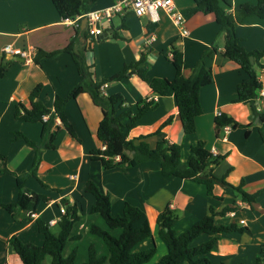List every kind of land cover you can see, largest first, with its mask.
I'll return each mask as SVG.
<instances>
[{"label":"crops","instance_id":"crops-1","mask_svg":"<svg viewBox=\"0 0 264 264\" xmlns=\"http://www.w3.org/2000/svg\"><path fill=\"white\" fill-rule=\"evenodd\" d=\"M114 1L96 0L90 10L108 7ZM173 1L181 11L193 5V0ZM228 1L232 8L242 2H256ZM114 18L118 23L114 22ZM102 26L103 33H107V36L89 42V38L84 34L87 29L82 19L79 22L76 19H62L51 0H0V64L7 67L5 75L0 78V167L3 166L4 156V165L9 170L0 171V243L4 252L0 264H21L7 241L13 234H17L23 242L42 244L43 235L38 232L34 219L39 216L47 222L53 219L57 221L62 214L60 208L63 205L60 204V198H66L69 204L75 203L79 210V199L86 197L83 194H90L84 191V184L88 179L109 193L112 215L120 214L124 201L127 200L140 205L144 210H155V219L167 204L174 210L182 208L191 215V219L187 218L190 222L197 220L195 210H204L203 216L207 214L210 203L220 209L225 204L235 202V215L231 216L228 212L225 217L230 219L223 221L222 218L225 217H222L218 220L239 222V219H243L242 225L247 229L243 233L233 232L219 236L208 257L215 263L252 262L260 255L264 246V142L258 131L263 121L252 112L254 105L257 111L264 113V68L256 67L263 88L257 91L258 97L255 101L233 102L237 95V84L246 79L247 75L238 65L222 55L224 35L213 14L200 11L186 18L185 27L189 32L186 37L179 35L178 29L165 14H161L160 20L153 23L146 17H137L131 12H126L112 16L109 21H102ZM115 33L117 37H114ZM235 34L247 51L261 50L264 47V18L246 17L242 23L235 24ZM151 35L154 40L146 44L145 39ZM73 38L78 48L91 46V50L85 53L86 62L93 66L97 80L108 78L124 65L135 62L142 52L146 53L149 63L148 77L172 79L175 69L169 59L171 43H175L182 50V73L188 76L203 50L215 45L217 51L204 58L205 65L211 69L213 81L199 90L202 111L195 119L196 130L193 133H184L173 94H153L148 83L135 75L107 82L102 86V91L105 95L120 93L127 104H134L142 98L157 100L158 107L142 117L138 125L130 130L129 137L154 132L164 120L172 116L171 123L164 126L158 135H150L144 138V141L151 147L161 138L178 143L180 161L185 163L190 146L198 140H204L213 154L225 155L214 168L217 176L231 169L226 176L228 182L237 185L243 180V190L250 194L258 193L252 206L233 195L231 189L216 186L214 193L223 197V200H217L207 195L205 185L201 183L177 177H164L160 174L158 163H141L135 167L101 170L100 163L90 160L88 156L90 149L101 146L96 138L101 111L93 104L88 93L84 92L69 99L65 104L66 118L79 141L71 137L56 118L55 125H60V128H56L54 136L56 147L39 148L41 160L37 176L53 190L41 186L31 175H27L25 180L26 188L44 193L50 200L40 203L29 222L21 223L12 218L1 204L16 201L18 189L15 174L28 170L35 153L34 148L23 138L13 139V131H20L30 140L39 143L42 129L41 122H24L15 118V104L22 103L29 107V95L37 85H41L38 98L50 109L56 94H67L70 87L78 81L70 54L61 52L52 58L41 59L40 63L33 62L32 56L38 48L47 51L62 48ZM7 45L14 50L29 52L30 55L23 57L19 54L4 53L3 47ZM259 62H264V55ZM217 112L247 126L231 127L228 132H224L215 125ZM88 141L91 143L86 145ZM110 174H117V177L112 178ZM31 178L38 183L36 187L33 186ZM72 194H75V197H72ZM54 206L56 210L51 209ZM197 206L200 208L197 209ZM13 212H19V207H15ZM80 219L75 224L79 223ZM53 225H56V222L50 226ZM82 226L84 225L80 223L79 228ZM208 238L209 236L205 235L204 240ZM149 239H153L152 235L138 243L133 250L147 248Z\"/></svg>","mask_w":264,"mask_h":264},{"label":"trees","instance_id":"trees-1","mask_svg":"<svg viewBox=\"0 0 264 264\" xmlns=\"http://www.w3.org/2000/svg\"><path fill=\"white\" fill-rule=\"evenodd\" d=\"M96 0H51L57 13L62 19H76L78 22L83 14L90 10L92 3ZM211 13L215 21L220 25V31L224 35L222 55L238 65L247 75L246 79L237 84V95L233 102L253 103L258 97L257 91L263 88V84L256 72V67L263 69L264 62L259 59L264 55V47L261 50L247 51L235 34V24L242 23L249 16L264 18V0L253 2H242L232 8L228 0H193L191 7L182 10L186 18L197 12ZM123 22V20H121ZM125 27L124 24H122ZM89 42L96 40L88 32H84ZM118 35L115 33L114 37ZM91 50L90 45L85 48L75 46L74 38L70 39L62 48L51 51L38 48L32 56V61L40 63L41 59H49L61 52L69 53L74 63L78 81L72 85L65 95L56 94L52 109L45 106L38 98L41 85H37L29 95L30 106L22 103L15 104L14 116L24 122H41V141L36 143L30 140L20 131H13V139L23 138L24 141L34 148V158L27 171L15 174L18 197L13 203H2L1 206L11 214L12 218L21 223L32 220V213L37 212L40 203H47L50 197L44 193L35 192L26 188L27 175L35 177L41 186L53 190L47 184L38 179L37 171L41 160L40 146L55 148L54 136L56 118L59 119L61 127L74 139L79 141L73 127L65 115V104L71 98L80 93H88L94 105L101 111V118L96 128V138L101 146L89 150L90 160L100 163L103 170L114 168L135 167L141 163H158L160 174L164 177H177L189 179L205 185L209 197L223 200L222 196L214 193L216 186L231 189L240 200L251 204L255 201L258 193H248L243 190V180L233 185L226 180L229 169L225 174L217 176L214 168L224 159V154H213L206 146L204 140H198L190 146V153L185 163L180 161V145L161 138L151 147L144 138L150 135H158L161 129L170 124L172 116L164 120L159 127L148 134L137 137H129V132L138 125L142 117L150 110L158 107L159 103L153 98H142L134 104H127L120 93L105 95L102 86L110 81H118L135 75L148 83L151 92L159 96L173 94L178 110L179 119L184 133L190 134L196 130V117L201 114L199 101V90L204 85L213 81L211 69L205 65L204 58L217 51V47L203 50L200 57L192 67L188 76L182 73L183 52L178 45L171 43L169 48V59L175 72L172 79L165 77H148L149 63L146 53L142 52L139 58L108 78L97 80L94 77L93 66L86 62V51ZM167 57V54H165ZM253 56L254 61H250ZM7 67L0 64V78L5 75ZM252 112L259 117L263 123L258 128L260 137L264 142V113L257 111L252 105ZM215 125L221 129L224 125L232 128L246 127L247 124L240 123L224 113L215 117ZM56 126V127H55ZM54 127V129H53ZM137 140V142H135ZM3 166L0 171L8 172L5 167V158L2 156ZM26 189V191H25ZM84 191L90 193L94 201L90 206V213L101 216L105 228L91 223L89 232L102 239L106 253H98V248L91 243L87 248L86 261L81 264H146L156 253V246L133 250L141 241L152 234L148 214L140 206L127 200L124 201L122 212L117 215L111 213V202L109 193L102 191L94 181L88 179L84 184ZM64 212L56 221L58 232L51 230L50 224L41 217H36L34 222L38 232L43 235L40 245L23 242L17 234L8 238L9 245L14 249L21 264H74L77 249L73 247L63 255V250L68 242L79 239L81 233L71 235L74 224L79 221L80 214L75 203L69 204L66 198L60 199ZM19 207V212L13 209ZM235 202L225 204L220 209L210 203L208 212L194 221L190 226L178 233L175 224L178 215L175 210L167 204L155 219L157 234L166 245V252L162 254L154 264H224L215 263L208 257V253L215 248L216 241L221 235L237 232L243 233L247 227L239 222L229 220L219 221L218 218L225 217L230 211H236ZM201 235L209 238L195 243ZM48 259V260H46ZM231 264H264V250L261 248L260 255L252 262H234Z\"/></svg>","mask_w":264,"mask_h":264},{"label":"rangeland","instance_id":"rangeland-1","mask_svg":"<svg viewBox=\"0 0 264 264\" xmlns=\"http://www.w3.org/2000/svg\"><path fill=\"white\" fill-rule=\"evenodd\" d=\"M178 8V7H177ZM179 9V8H178ZM114 22L118 23V20L116 18H114ZM89 143H91L90 141L87 142L86 145H88ZM87 166V164H85V167ZM101 170L102 168L99 167ZM112 178H116L117 174H110ZM97 177V175L95 176ZM33 186L36 187L37 186V182L31 178L30 179ZM102 191L106 192L105 190L101 189ZM231 194V193H230ZM232 194L234 195L235 192H232ZM231 194V195H232ZM85 198L83 199H79V214H80V222L75 224L73 226V229H72V232H71V235H75L77 234L76 232L79 231L81 233V236L79 239H76V240H73V241H70L67 243V245L65 246L64 250H63V255H67V253L70 251L71 248L73 247H76L77 249V256H76V260L74 262V264H81L83 262L86 261V256H87V248L88 246L91 244V243H94L97 248H98V253H101V254H105L106 253V247L102 241L101 238H99L98 236L96 235H93L89 232L88 228H89V225L91 223L93 224H96L102 228H105V224H104V221L103 219L101 218L100 215L98 214H91L88 210L89 206L91 203H93L94 201V198L92 195L90 194H83V196H85ZM236 196V194H235ZM72 197H75V194H72ZM61 199V198H60ZM200 207L197 206V209H199ZM52 210H56V207H51ZM149 216V221H150V224H151V227H152V240L149 239L147 241V247L151 246L152 244V241H154V244L156 246V253L154 254V256L151 258V260L149 262H147L146 264H154L158 259L159 257L164 254L166 252V245L164 244V242L159 238L158 234H157V226L155 224V218H154V213L155 210H145ZM196 211V217L197 219H199L200 217L203 216L202 212L204 210H195ZM176 214L178 215V219L176 224H175V230L180 233L182 232L184 229H186L188 226H190L194 220L188 222V219L187 218H190L191 219V215L186 213L185 210H182V208H177L175 210ZM230 219V217H227ZM227 218H222L223 221H226ZM80 223H82V226L81 228H79V225ZM186 223V225H185ZM185 225V226H184ZM51 230L53 232H58V226L57 225H53L51 226ZM204 238H205V235H201L197 240H196V243H200L202 241H204ZM32 243V242H31ZM36 244V243H34ZM37 245H40V244H37ZM144 249V248H142ZM3 248L1 247V243H0V260L1 258L3 257ZM48 260V259H46ZM10 263H12V260L9 261Z\"/></svg>","mask_w":264,"mask_h":264},{"label":"built area","instance_id":"built-area-1","mask_svg":"<svg viewBox=\"0 0 264 264\" xmlns=\"http://www.w3.org/2000/svg\"><path fill=\"white\" fill-rule=\"evenodd\" d=\"M126 12H131L137 17H146L150 22H158L161 18V14H165L171 23L178 29L181 37L188 35V30L185 27L186 17L180 9L177 8L173 0H115L113 4L108 7L89 10L83 17L86 18V29L89 35L96 36L103 33L102 21H109L114 15H123ZM154 40V36H148L145 39V43L149 44ZM4 53H14L20 56H29L30 53L22 50L11 49L8 45L3 47ZM220 112H217L219 115ZM224 132H228L231 129V125H224L222 127ZM60 212H64L63 206L60 208ZM236 211H230L229 214L234 216ZM35 213H32L34 216ZM56 220H50V225L54 224ZM239 223L243 224L244 220L239 219ZM264 250V246H263Z\"/></svg>","mask_w":264,"mask_h":264},{"label":"water","instance_id":"water-1","mask_svg":"<svg viewBox=\"0 0 264 264\" xmlns=\"http://www.w3.org/2000/svg\"><path fill=\"white\" fill-rule=\"evenodd\" d=\"M82 22L83 23L86 22V18L85 17L82 18ZM105 36H107V33L104 32V33L96 35L95 37H96L97 40H99V39H101V38H103ZM249 58H250V61L253 62V56H250ZM25 191H26V189H25Z\"/></svg>","mask_w":264,"mask_h":264}]
</instances>
